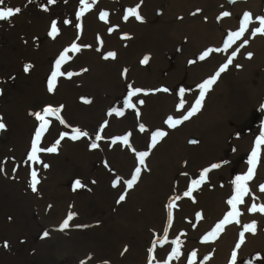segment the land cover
<instances>
[{
    "label": "rangeland",
    "instance_id": "1",
    "mask_svg": "<svg viewBox=\"0 0 264 264\" xmlns=\"http://www.w3.org/2000/svg\"><path fill=\"white\" fill-rule=\"evenodd\" d=\"M221 1L88 0L92 7L84 11L78 19L77 12L84 8L81 0H55L54 3H49V0H4L0 7L13 9L19 7L21 11L7 20H0V120L7 126L6 130L0 131V168L3 169L0 171V264H43V261L35 263L32 261V257H36V255L41 257L46 254L52 257V264H88L87 260L92 264H117L108 259L95 262L93 257L68 258L58 251L59 244L56 243V239L63 238L67 241L73 234L87 230V234L90 235L91 232L92 236H100L101 241H105V234L110 226L116 221L120 223L123 218L127 219L125 213L127 203L130 201V205H132L138 197L131 200L133 193H129V191L134 186L128 189L125 181L131 180L137 167L141 168L137 182L149 178L152 174L150 163L153 162L156 150L157 155L161 158V153L166 156V152L151 148L152 134L157 130L167 133L156 144L157 148L161 146L164 148L165 140L170 141L171 137L178 139L181 130L186 125L184 133L186 149L176 151L172 148V155L168 154L166 157L169 160L177 161L178 156L182 158L185 153L192 155L190 148L198 147L200 149L199 146L203 144L204 136L200 132L198 133L197 128L203 129L205 132L213 126L212 132H215V136L210 137L215 140L216 145L208 155L206 154L208 159L198 165L195 163L200 162L202 158L197 159L190 166L187 156L181 161L180 166L183 167L180 168L178 174L179 177L183 175L185 179L180 182L177 180V183L172 180V188L169 189L164 202L157 203L158 206H163V213L159 218L156 217L151 221L153 228L147 230L149 238H143L140 234L143 230L142 216L136 217L133 214L132 218L127 219L130 231L128 238H125L121 245L116 240L113 244L116 251L119 248L121 250L118 255L119 259L125 257L124 260L135 261L136 264H149L150 260L151 264L192 263L193 258L197 255L192 247L199 245H190L191 239L188 234L182 236L179 233V227L175 226L174 222L176 214L185 210L182 205L184 201L194 203L197 193L203 192L202 200L206 203L213 197L214 200L219 199L217 194H224L223 189L228 186V193L224 197L222 195L223 204L226 205V202L228 203L236 194L235 178L247 173L250 167V154L256 148L257 138L264 133L262 119L264 117V55L261 59L257 58V55L260 54L257 47L259 40L256 35H252V30L260 26L256 17H264V0H259L257 4L255 0ZM137 4L140 5L139 12L143 16V21H139L135 17L125 20L124 16L127 10ZM248 4L249 7H247ZM198 9L199 11H197ZM101 12L108 14L107 20L100 18ZM223 12L229 13L225 17L224 28H222L224 22H221ZM245 12L251 14V22L248 24L247 30L243 36L225 50V42L228 40L229 34L239 31ZM53 21L56 22L58 28V33L55 36L50 35ZM65 21H69V23H65ZM128 21H130L129 24L131 22L143 25L150 23L153 31L152 36L157 37L165 49H169L176 55L177 61L172 64L174 69L178 64L187 75L194 71V81L189 77L187 83L183 81L174 85L167 84L158 76V74L162 78L167 76V71H164L165 67H162L163 64L159 62V67L162 68L155 69L158 79L152 81L150 83L152 85L137 87L146 94L141 106H144L149 95L154 96L151 98L152 105L150 107L134 108L131 113L133 119H129L122 104L123 100L126 101V92H123L121 99L118 100L116 99L117 95L111 98L107 92H101L96 100H103L106 103L101 106L100 116L91 120V125L87 128L70 127L72 122L63 115L66 111L65 107H74L73 110H87L89 104H93V96L80 93L77 98L76 96L73 98L71 95L65 96L63 89L84 86L85 83L92 80L90 75L97 76L96 71L101 72V84L104 85L111 79L110 72L112 70L111 74H113L114 69L116 70L118 59L123 53L120 35L126 34L131 37L135 35L134 32L126 29ZM216 26L224 31L222 36L213 38V35H210V30ZM110 28L111 31H109ZM192 34L196 36L193 41L191 40ZM260 35L264 36V34ZM44 39L52 44V52L44 68L38 74V64L42 63L44 55L42 47L47 43L42 42ZM245 39L248 40V43L240 47ZM188 42H192V45L188 46ZM73 44L77 45L79 51L72 50ZM157 49L158 55H162L158 45ZM208 49H220V51H213L204 60H200L199 57ZM237 49L239 51L232 58V63L206 91L200 110L175 128L164 126L163 122L167 121L168 117L171 116L174 120L182 119L183 115L187 114L200 95L201 89L198 86L214 76L221 66L227 64L228 58ZM65 50L68 51L65 52ZM108 52L116 53L115 58H105ZM249 52L252 53L251 58L247 55ZM62 54L66 58L60 62L58 68L57 62L60 61ZM83 54L87 55L93 63L80 65L78 59ZM25 66H30L28 71H25ZM121 67L119 76L122 79L125 77L126 65ZM56 72L62 74L56 76L55 86L52 91H49V81L52 79L53 73ZM69 73L71 76L68 75ZM133 80L135 81L134 78ZM182 85H187L185 94H181ZM163 89H167V91H163ZM31 93L38 95L41 101L28 103ZM181 100L184 101L182 107L180 106ZM68 101L73 105H70ZM225 102L230 103L227 108L224 107ZM30 105L32 107L28 108ZM235 105L239 107V110L245 108L243 115L237 116L235 112H227ZM46 108L60 109V111L58 115H45ZM114 108L123 110L124 115L118 116L115 113L110 115L109 113ZM151 112L157 116L150 115ZM36 113L45 115V119L49 121L47 129L41 136L38 148L46 149L56 146L57 151H40L37 153L39 159L32 161L29 160L32 142L42 123ZM61 120L64 122L62 123ZM157 120L159 122L154 123ZM221 122L226 129L225 135H222ZM140 125H144L143 131H141ZM74 129L85 131L88 136L73 140L71 136ZM65 133L67 135H64ZM207 133L211 134V132ZM97 135H100L102 139L97 141L95 139ZM125 135L129 136V145H125L120 140L113 143L117 137ZM247 136L250 137L249 141L239 147L237 139ZM57 140H59L58 145L56 144ZM93 142L98 144L97 148L91 147ZM69 143L96 155L94 158L96 168H91L92 173L98 176L100 170H105V172L102 187L97 193V183L92 181L95 176L88 178V175L80 169H84L80 164H77L73 174L68 176L61 187L66 189L71 196L85 198L90 195L92 198L86 202L92 203L99 201V194L104 189L113 192L112 201L102 196L103 208L98 209L91 204L87 205L90 213L86 212L90 218L106 215L104 220L82 222L78 201L69 199L65 203H60L62 197L57 184L54 183V186H50L48 183L44 184L47 178L50 180L52 177L46 171L52 172L54 164L64 160L65 154L70 149ZM20 147L22 153L20 156H16L15 152ZM165 150L170 152V149ZM145 151H148L149 155L145 158L144 165H140L137 153ZM258 152L259 157L253 179L247 182L249 194L243 197L244 203L237 205L240 211V216L237 219L239 222L241 219L255 221V234L258 233V217L264 218V213L249 212L248 208L253 203L257 206L264 205V191L260 189V186L264 185V143L259 146ZM112 153L114 156L111 159L109 155ZM128 157L133 161L130 174L125 173L118 164L113 163L115 160L126 161ZM157 160L161 161L160 158ZM45 164L48 167L45 168L43 166ZM213 164H219L220 167L212 169ZM205 169L211 170L198 186L195 185L193 182L200 181ZM33 170L37 172L39 179L35 192L30 186ZM212 173H214L216 184L212 180L208 181V177L212 176ZM77 180L80 181L82 187L74 190ZM116 181L118 182L113 186ZM207 181L208 184L204 183ZM221 182L224 183L219 185ZM189 189H192L191 196H184V193ZM121 195H125L123 201H119ZM134 195H139V193ZM170 204L171 208H169ZM21 205L32 210L33 220L37 225V228H34L32 232L23 231L25 215ZM227 209L228 211L223 207L222 210V206L219 208L220 211L222 210L219 214L221 221L232 210V208ZM211 210L213 209H207V212ZM137 211L136 215L140 216L142 208L138 207ZM195 211L203 212L204 209L197 207L192 212ZM170 212L171 226H169ZM70 213H75V215L69 221V226L61 229V224ZM229 219L232 218L229 217ZM182 220L183 217H180V221ZM199 223L200 221L196 226ZM206 225L205 236H209L211 224L206 222ZM262 229L264 230V228ZM45 232L48 233L47 236L44 235ZM245 233L248 235L250 232ZM260 233L264 234L262 231ZM194 235H196L194 240L197 241V236L201 234L194 232ZM5 242H7V247L4 246ZM35 243L40 244L37 249ZM226 245L227 242L224 243L221 250L225 251ZM199 247L201 248V246ZM176 248H178L179 254L173 256V249ZM211 249V257L220 250L219 247L217 250L216 244L214 247L211 246ZM137 252H141L144 256L137 257ZM193 252L196 253L194 257L192 256ZM133 257L137 259L133 260ZM211 257H206L204 254L199 259L204 263L209 258L212 259ZM235 263L264 264V251L256 246L247 256L236 258Z\"/></svg>",
    "mask_w": 264,
    "mask_h": 264
},
{
    "label": "bare ground",
    "instance_id": "2",
    "mask_svg": "<svg viewBox=\"0 0 264 264\" xmlns=\"http://www.w3.org/2000/svg\"><path fill=\"white\" fill-rule=\"evenodd\" d=\"M259 0H255L256 4L258 3ZM221 2H224L222 0ZM220 2V3H221ZM249 7V4L248 6ZM246 7V8H247ZM218 9V8H217ZM216 9V11H217ZM215 11V10H214ZM215 11V12H216ZM130 21L127 22V27L126 29L134 32V37H131L126 34H121L120 35V41L123 46V53L118 59V66L116 70L114 69L113 74L112 70L110 72V77L111 79L106 82V84H101L100 83V75L101 72H97V76L95 74L90 75L91 81L88 83H85L84 86L80 88H76L75 86L73 88H65L63 89L64 95H71L73 98L76 96V98L80 95V93H87L91 96H93V104L90 105L87 110H73L74 107H65V112L63 115L66 117L67 120L71 121L72 123L70 124V127L75 128V127H80V128H87L91 125V120L97 119L100 114H101V106L105 104L106 102L103 100L97 101L96 99L101 95V92H107L111 98L116 96V99H121V94L123 92H126V100L129 98V92L132 89H136L137 87H142V85H152L150 84L152 81L158 79V76L160 79H162L164 82H166L169 85H174L178 82H183L184 83L188 81V78L190 77L192 81L195 79L194 71L191 73H188V75L181 70L178 64H176L175 69L173 67V62L177 61L176 55L169 51V49H165L162 42L157 38L153 37L152 33L153 31L151 30V24L148 23L147 25L139 24V23H133L129 24ZM224 24L222 25V28L225 26V16L222 17V21ZM220 29V27H212L211 28V33L210 35H213V38L222 36L224 29ZM155 32L157 30H154ZM193 35V34H192ZM197 35V34H196ZM257 40L258 41V51H260V54L257 55L258 59H261L262 56L264 55V36L257 34ZM196 38L195 35L191 37V40L193 41ZM42 42H47L45 45H43L42 50L44 52L43 58H42V63L38 64V74L41 71L42 68H44L45 64L47 63L48 57L52 52V44L49 43L46 39H44ZM41 42V43H42ZM157 45L159 47V50L163 53L162 55H158V49ZM188 46L192 45V42H188ZM261 45V48H259ZM193 49V47H192ZM194 51V49H193ZM145 56L149 57V61L147 64L141 63L143 58ZM159 62L163 64L162 67H165L164 71H167V76L166 77H161V75L158 76L155 72V69L159 67ZM78 63L80 65H84L86 63H93L92 60H90L87 55L83 54L82 57L78 59ZM126 65L125 67V77L122 79L119 76V72L121 70V66ZM159 67V68H162ZM222 67V66H221ZM151 68V70H149ZM137 71V72H136ZM141 77V78H140ZM135 79V81L133 80ZM140 78V80H139ZM131 86V88L129 87ZM187 85H182L183 88V94H185V88ZM32 94V93H31ZM28 97V103L36 101V103L40 102L41 99L38 95H31ZM145 92H140L136 96L131 97V102L136 105V109L140 106L143 108H148L152 105V100L151 98L154 97L153 95H149L146 98V102L144 106H141L139 101L143 100L145 97ZM77 102V101H76ZM68 103L70 105H73L72 102ZM122 104L125 107V114L129 119H133L132 116V111L134 108H127L125 106V101H122ZM230 103H224V107L227 108ZM32 106L30 105L28 108H31ZM226 111V110H225ZM67 112V113H66ZM229 113L235 112L237 116H241L245 112L244 110H239V107L235 105V107L229 111ZM150 115L157 116L156 114H153V112L150 113ZM236 119V118H234ZM264 122V117L262 118ZM159 120L154 121V123H158ZM24 124V123H23ZM164 126H169L166 121L163 122ZM186 126V125H185ZM183 127L181 130V134L179 135L178 139H175L174 137H171L170 141L165 140L164 143V148L158 147L157 145L155 147L151 148H156L160 152H166V156L161 153V156L157 155V150L154 153L153 156V162L150 163V167L152 168V174L149 178H146L145 180L141 182H136L134 184V188L129 191V193H133V197L131 200H133L134 197H137L135 199V202L130 205V201L127 203V211L126 213V218H132L134 215L136 217H141V225L143 227L142 232H140L141 237L143 238H149V234L147 232L148 228H153V224L151 221L154 220V218H159V216L163 213V206H158L157 203L164 202L167 193H169V189L172 188V180L176 181L177 180L180 182L183 179V175H180L179 177V171L180 168L183 166H180L181 161L184 160V158H187V161H189V166L194 163L197 159L202 158L200 162H196L195 164L198 165L205 160L208 159V153L211 152V149L216 145L215 140L211 138L210 136H215V132H212L214 130L213 126H211L208 131H205L203 129L197 128L198 133L200 132L204 136V142L200 147V149L197 147L196 149L190 148L192 155H188L185 153L183 157L181 158L178 156L177 161L169 160L166 158L168 154L172 155L174 148L176 151H182L186 149L185 143H184V133L186 131V127ZM221 130H222V135H225V127L223 126V122L220 123ZM207 132H211V134H208ZM207 133V134H205ZM250 137H244L241 139H237V143L239 144V147L243 146L245 142L249 141ZM183 140V142H182ZM152 144V141L150 142ZM69 152L65 154L64 160L61 161L60 163H55L54 164V170L50 173L49 171H46L49 174L52 175L51 179L47 180L44 182V184L54 186V183L57 184V188L59 190V193L62 197V200L60 203H65L69 199H74L75 201H78V207L80 209V219L82 222H95L97 220H104L106 215L102 217L101 215H97L94 218H90L89 214L90 213L89 209L87 208L88 204H91L93 207H97L98 209L103 208V202L101 200L102 196L106 197L107 199L112 201L113 197V192L109 191L108 189H104L102 192H100V196L98 197L99 201L95 202H86L90 198H92L90 195H87L85 198L84 197H79V196H71L68 194V191L61 186L64 185L65 180L70 177L73 174L74 169L77 167V164L82 165V168H80L86 175H88V178L92 176H95L92 178V181L94 183H97L98 189L96 190V193L100 188L102 187V180H103V174L105 170H100L99 175L96 176L94 173H92V169L96 168V161L95 157L96 155L93 152L86 151L85 149H82L81 147L77 145H72V143H69ZM165 149H170V152H167ZM79 151V152H78ZM22 153V148L20 147L16 152V156H20ZM207 154V155H206ZM114 153L109 155V158H113ZM157 158H160L161 161L157 160ZM113 161V160H112ZM113 163L118 164L122 170L125 171V173H131L132 171L130 168L133 165V161L130 157L126 159V161L122 160L120 161H113ZM212 176L208 177V181L212 180L215 183V179ZM49 177V176H48ZM87 178V179H88ZM207 182H204L208 184ZM138 183V184H137ZM224 182L219 183V185L223 184ZM216 184V183H215ZM227 185V184H226ZM206 189V187H204ZM139 189V190H138ZM127 190V189H126ZM71 191V189H70ZM224 194H217L219 196V199L214 200V197L209 200L208 202L205 203L203 198V192L200 194L197 193V197L195 198V202H197L195 205L192 202H183V207L185 208L184 211L178 212L175 216L174 222L175 226L179 227V233L184 236L185 234H188L190 240V245H199L196 247H192V249L197 253L196 257L193 258V261L191 264H233L232 261V253L235 251L236 252V258L240 257H245L247 254L254 249L256 246L260 247L264 251V234H261L260 232L262 231L264 233V218L258 217L259 225H258V233L253 234V233H246L244 234V241L243 243L240 244L239 248H236L237 243L240 242V233L242 232V229L244 228V225L251 224L252 222L249 221L248 219L240 220L239 223H226L223 225L224 229L223 231L216 230L214 233V236H209L210 238L206 241L204 239L205 236V228L207 227L206 222L211 224L210 233H213L214 230L216 229L217 224L221 222V217H220V212L223 210L228 211L227 208H232V206H229L226 202V205L223 204L222 200V195L223 197L228 193L229 187L225 186L223 189ZM95 193V194H96ZM135 193H139V195H134ZM213 194V193H211ZM85 195V194H84ZM81 195V196H84ZM211 202V205H210ZM23 206V205H21ZM134 206V207H133ZM222 206V210L220 211L219 208ZM140 207L142 208V213L140 216L136 215L137 214V208ZM201 207L204 209V211H195L192 212L195 208ZM212 208L210 212H207V209L209 210ZM134 210V212H133ZM87 211V212H86ZM23 212L25 215L24 219V224L22 228H24L23 231H33L34 228H37V225L34 222V218L32 215V210H29V207H24L23 206ZM97 213V212H94ZM134 214V215H133ZM197 214H199L200 218H198ZM208 216L209 218H207ZM262 216V215H261ZM180 217H183V220L180 221ZM197 217V218H196ZM86 219V220H84ZM127 219H122L120 223H117L116 221L112 226H110L108 232H106L105 241H101L100 236H92L91 232L90 235L87 234V230H81V232L77 234H73L67 241L63 238H57L56 243L59 244V252L62 253L64 256L68 258H77L79 256L81 257H93V261H101L104 259H108L112 261L113 263L117 264H136L135 261H128L124 260L125 257L119 259L118 255L121 253V250H115V247L113 246L114 241H118L119 244L121 245L124 241L125 238H128V234L130 233L128 229V220ZM204 219V220H203ZM203 220V221H202ZM200 221L198 226L196 224ZM243 221V222H242ZM117 223V224H116ZM13 225V224H12ZM11 226V225H10ZM135 230V228L133 227ZM196 229V231H194ZM137 231V230H136ZM86 232V233H85ZM194 232L199 233L200 236H197V241L194 240L196 235H194ZM220 236V237H219ZM227 242V245L225 247V251L221 250V247H224V243ZM216 244L217 250L218 247L220 250L214 253V256L211 257V246L214 247ZM40 244L35 243L36 249L38 248ZM135 249L137 246L135 245ZM206 257H211L212 259L206 260L204 263L199 259L202 256ZM227 255V256H225ZM143 257L144 255L141 254V252H137V257ZM133 260H136V257L132 258ZM32 261L35 263H40L43 261V264H52L53 259L49 254L43 255L41 257H32ZM88 264H92L91 261L87 260ZM234 264H236L234 262Z\"/></svg>",
    "mask_w": 264,
    "mask_h": 264
},
{
    "label": "snow or ice",
    "instance_id": "3",
    "mask_svg": "<svg viewBox=\"0 0 264 264\" xmlns=\"http://www.w3.org/2000/svg\"><path fill=\"white\" fill-rule=\"evenodd\" d=\"M54 2H55V0H49V3H54ZM141 2H142V0H141ZM233 2H234V0H233ZM3 3H4V0H0V5H2ZM81 4L84 5V8L81 11L77 12V18L78 19L83 15L84 11H87L88 9H90L92 7V4H90L88 2V0H81ZM139 8H140L139 4H137L133 8H129L127 10L125 16H124V19L128 20L129 17H135V19H137L139 21H143V16L140 14ZM20 11H21V9L19 7H16L15 9H13L11 7H8V8L0 7V20H7V19L13 17L14 15L20 13ZM197 11H199V9ZM193 14H195V13H193ZM221 15L226 17V16L229 15V13L228 12H223ZM107 16H108V14L106 12H101L100 13V18L102 20H107ZM256 19L260 22V26L254 28L252 30V35L253 36H255L257 34H264V17H256ZM250 22H251V14L248 13V12H245L244 13V18H243V20L241 22V26L239 28V31L229 34L228 40L225 42V50L228 47H230L232 43H235V41L237 39H239L241 36L244 35L245 31L248 28V24ZM65 23H69V21H65ZM77 27L79 28L80 25L78 24ZM111 30L112 29L110 28L109 31H111ZM57 33H58V28H57L56 22L53 21L52 22V30L50 32V35L55 36ZM247 43H248V40L245 39L243 41V44L240 45V47H243ZM72 50L73 51H79V48L77 47V45L73 44L72 45ZM67 51L68 50H65V52H67ZM213 51H220V49H215V50L214 49H208L207 51H205L199 57V59L200 60H204L209 55V53H211ZM238 51H239V49H237L236 51H233L231 56L228 58L227 64L222 66L219 69V71L216 72V74L214 76H212L211 78L205 80L201 85L198 86L201 89L200 95L195 100V103L192 105L191 109L187 112V114L183 115L182 119H175L174 120L171 116L168 117V120L166 121V123H168L169 127L175 128L176 126L180 125L183 121H187L191 116L195 115L196 112H198L200 110V107L202 106V102H203V99H204L206 91L211 88V86L215 83L217 77H219L220 74L225 71V69L228 67V65L232 63V58L236 56ZM247 55H248L249 58H251L252 53L249 52ZM115 56H116V53L108 52L107 56L105 58H109V57L115 58ZM65 58H66L65 55L62 54L60 61L57 62V67L58 68H59L60 62L63 61ZM148 61H149V57L145 56L143 58V60L141 61V63L147 64ZM29 67L30 66H25V71H28ZM61 74L62 73H59V72L53 73V77L49 81V91H52L54 86H55V78H56V76L57 75H61ZM68 75L71 76V73H69ZM129 87L131 88V86H129ZM141 91H142L141 89L137 88V89H132L129 92V98L125 101V106L127 108H135L136 107V105L131 102V97L136 96ZM157 91H159V90H157ZM163 91H167V89H163ZM183 91L184 90L181 89V94H183ZM139 103L142 104L143 101L141 100V101H139ZM183 104H184V101L181 100V105L180 106L182 107ZM59 111H60V109L46 108L44 110V113H45V115H53V114L58 115ZM112 113H115L118 116H123L124 115L123 110H117L115 108L112 109L109 114L111 115ZM45 115H41L40 113H36L37 118L40 121H42V123L40 125V128H38V130H37V132L35 134V137L33 139V142H32V150H31V152L29 154V160H32V161H36V160L39 159L37 153L40 152V151H47V152H55V151H57V147L56 146L49 147V148H46V149L38 148V144L40 142L41 136H42L43 132L47 129V126L49 124V121L45 119ZM61 122L63 123L64 121L61 120ZM105 123H107V122H105ZM6 127H7L6 124L2 120H0V131L6 130ZM140 128H141V131H143L144 130V125H140ZM64 135H67V133H65ZM166 135H167V133L164 132V131L157 130L156 132H154L152 134L151 147H155V145L159 142V140L162 139ZM84 136H88V133L85 132V131H81L80 129H74L73 130V134L71 136V139L76 140V139H79L80 137H84ZM61 138H63V137H61ZM95 139L97 141H99V140L102 139V137L100 135H97L95 137ZM117 140L122 141L125 145H129V136L128 135H125L123 137H117L115 140H113V143H116ZM192 143H195V141H192ZM262 143H264V133H262L261 137L257 138L256 148H254L252 153L250 154V158H249L250 167L248 168L247 173H245L243 175H238L235 178L234 183H235V186H236V194L228 201V203L232 206V210L225 216L224 220H222L219 224H217L216 229L214 230L213 233H210L209 236H214V233L216 232V230L223 231V225L226 224V223H232L233 221H235L236 223H239V220L237 218L240 216V211H239L237 205L244 203L243 197L245 195L249 194V188L247 186V182L251 181L253 179V175H254V172H255V167H256V164L258 162V157H259L258 149H259V146ZM56 144L57 145L59 144V140L56 141ZM91 147L92 148H97L98 144L93 142L91 144ZM148 155H149L148 151L137 153L140 165H144L145 158ZM43 166L45 168L48 167V165H46V164L43 165ZM218 167H220L219 164H213L211 166L212 169H215V168H218ZM210 170L211 169H205L204 172L201 175L200 181H194L193 183L198 186L199 183L206 178L207 173ZM0 171H3V169L0 168ZM140 173H141V168L137 167L135 169V171H134V174H133L131 180L125 181L128 189H131L134 186V184L137 182V180L140 177ZM31 178L32 179H31V185L30 186H31L32 190L35 192L37 190L36 186L39 183V179L37 177V172L35 170H33L31 172ZM117 182L118 181L114 182L113 186H115ZM79 187H82V185H81L80 181L77 180L75 182V184H74V190L76 188H79ZM260 189H261V191H264V185H261ZM191 192H192V189H189V191L184 193V196H191ZM124 199H125V195H121L119 197V201H123ZM177 199H179V197H177ZM171 207H172V205L170 204L169 208H171ZM248 211L249 212L264 213V205L257 206L255 203H253L252 206L250 208H248ZM74 215H75V213H70L68 215V217L61 224V226H60L61 229H65V228H67L69 226V221L73 218ZM197 216H198V218H200L199 214H197ZM229 217H231L232 219L230 220ZM169 226H171V212L169 213ZM245 232H251V233L255 234V232H256V222L253 221L251 224L244 225V231H242L240 233V242L237 243L236 248H239L240 244L243 243ZM44 235L47 236L48 233L45 232ZM209 236L204 237V239L207 241L209 239ZM4 246L5 247L8 246L7 242H5ZM150 251H151V249H150ZM178 254H179L178 248L173 249L172 255L173 256H178ZM195 255H196V253L193 252L192 256L194 257ZM235 259H236V252L234 251L232 253L233 264L235 262ZM149 264H151V260L149 261Z\"/></svg>",
    "mask_w": 264,
    "mask_h": 264
}]
</instances>
